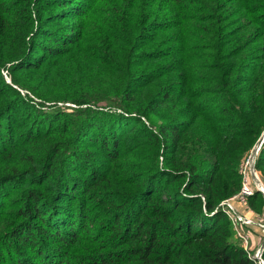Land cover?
I'll use <instances>...</instances> for the list:
<instances>
[{"label":"trees","instance_id":"16d2710c","mask_svg":"<svg viewBox=\"0 0 264 264\" xmlns=\"http://www.w3.org/2000/svg\"><path fill=\"white\" fill-rule=\"evenodd\" d=\"M14 1L33 31L12 83L0 76V264H258L220 203L264 131V0H0V40ZM101 3L128 13L103 49L105 88L79 72L41 81ZM21 89L88 106L21 121ZM256 167L264 177V143Z\"/></svg>","mask_w":264,"mask_h":264},{"label":"rangeland","instance_id":"374dc122","mask_svg":"<svg viewBox=\"0 0 264 264\" xmlns=\"http://www.w3.org/2000/svg\"><path fill=\"white\" fill-rule=\"evenodd\" d=\"M17 2L18 1H14L12 6V8L17 14H15L14 12L6 13L7 14L6 16L11 20V24L10 27H8V31L5 34V36L0 40V55H2L3 58L2 62H4L3 64H5L3 68L0 69V76L1 75L4 76L5 80L8 83H12V75L10 73V67L18 62V60L15 59L17 58L18 54H24L23 52H26V48L24 47L25 41L30 40L31 38L30 35L33 31V25H31L32 24L31 21L29 22L30 6L28 5L20 6L18 5L19 3ZM102 7L103 4L101 3L98 12L95 13V15H93L95 17L92 16L93 18L92 17L89 18L86 25L87 30L85 33L84 40L81 42V44L77 45L73 49L72 57H71L72 59L71 58L65 60L55 59L53 63L49 64L48 66H46L45 68L39 71V79H41V81L47 82L49 80L58 77V80L60 81L62 80L61 83H64L69 79L70 75H74L77 74V72H79L82 78H85L88 81V83L91 84L92 88L98 86L99 84L103 85L104 87L107 84L104 81L105 80L104 77L108 74V72H110L111 68L106 67L101 62L102 57L106 54V53L104 54L103 49H109L108 46L109 44L117 45L115 41V36L118 28L117 27L118 21L121 18L128 15V13L126 12L119 14L103 13L100 12L102 10ZM2 14H4V12ZM65 22H67V20H65L64 23ZM34 28H36V24H34ZM88 52H91L92 56L86 58L87 60H85L84 57ZM124 62H127L126 58H124ZM111 74L113 73L111 72ZM126 82H127V77L126 79H124V82L119 87H122L124 84H126ZM110 83H114V79ZM14 87L18 88L17 85H14ZM154 89L155 87H149L146 90H144L142 94V98L148 99L151 96ZM106 90L110 92L109 89ZM21 91L23 93V96L26 97L27 101L29 102V104L27 105L21 103V105L16 109V110L19 109V111L18 112L16 111L15 114L18 116V118L21 121L24 120L27 113L31 111L32 109L31 106L44 108L43 106L45 105V107H47L48 109L68 108L69 110H75L78 108L84 109L87 108L88 106V104H76L73 102H65V103L58 102L55 104V102H48L37 97L28 89L27 90L21 89ZM46 92L52 94L53 90H47ZM154 119L157 121L162 120L158 117H154ZM145 121L147 124H150V118L149 119L145 118ZM258 140L251 148L250 152L246 154L242 162V165L240 167V172L242 174V182L245 176H247L249 183L251 184L252 188H254L255 190H259L258 188L260 186L262 188L264 185V177L262 176V172L259 171L256 167L257 156L261 148L258 150V153L253 157L254 154L253 152ZM133 150L135 149L129 147L126 152V155L123 157V160L134 162L135 157L130 156V154L133 153ZM250 157L252 158V161L248 163ZM253 164L255 165L256 174L263 183V185L262 184L258 185V180H256V177L252 169ZM116 170H119L120 172H125L127 169L118 167L116 168ZM114 176L117 178H121V176L119 177L118 174H115ZM14 182L15 183H10L7 186L13 188L14 187L13 185L17 184L16 181ZM115 183L119 184V182H115ZM120 189H126L122 183L120 184ZM262 194L264 195L263 192ZM13 196H12L13 198H16L17 194ZM249 199L250 196L247 198L245 202L235 201V205L238 208V211L247 216L252 215L255 218H257L258 221L264 222V205L262 204L263 205L262 208H257L258 206H254V205L252 206L250 204ZM243 231L250 233L249 235L250 238L248 243L245 242L244 238L243 239L241 238L240 243L241 245H247L245 247L249 250L250 253H252V256L255 258L257 254L259 255L258 252L260 251V248L263 244L264 231L262 230L261 226H256V225L245 227ZM235 234L237 237H239L236 230H235Z\"/></svg>","mask_w":264,"mask_h":264},{"label":"built area","instance_id":"2783aa9c","mask_svg":"<svg viewBox=\"0 0 264 264\" xmlns=\"http://www.w3.org/2000/svg\"><path fill=\"white\" fill-rule=\"evenodd\" d=\"M252 161V158L248 160V163ZM255 192V189L252 188L251 184L249 183L247 176H245L243 180V185L241 190L235 194L234 196L222 201L220 203V206L222 210L229 216L231 219L235 230L237 231L240 238H244L245 242L248 243L250 238V233L244 232L245 227H249L251 225L261 226L262 230L264 231V222L258 221L257 218L254 216H247L242 214L238 211V208L235 205V201L245 202L247 198L251 195H253ZM247 246V245H244ZM259 253V252H258ZM255 258L258 261V264H264L263 255H256Z\"/></svg>","mask_w":264,"mask_h":264},{"label":"water","instance_id":"95a60500","mask_svg":"<svg viewBox=\"0 0 264 264\" xmlns=\"http://www.w3.org/2000/svg\"><path fill=\"white\" fill-rule=\"evenodd\" d=\"M264 143V133L261 135V137L259 138L257 144H256V147L254 149V154H253V157L258 153V150L261 148L262 144ZM252 169H253V172H254V175L256 177V179L258 180V182H260V184L263 185V183L261 182V180L258 178L257 174H256V170H255V165L253 164L252 166ZM264 187V185H263ZM259 190H261L263 193H264V188H261V186L258 188ZM263 251H264V241H263V244L260 248V251H259V254L260 255H263Z\"/></svg>","mask_w":264,"mask_h":264},{"label":"bare ground","instance_id":"6f19581e","mask_svg":"<svg viewBox=\"0 0 264 264\" xmlns=\"http://www.w3.org/2000/svg\"><path fill=\"white\" fill-rule=\"evenodd\" d=\"M257 180V179H256ZM260 184V182H258V185ZM263 188V187H262Z\"/></svg>","mask_w":264,"mask_h":264}]
</instances>
